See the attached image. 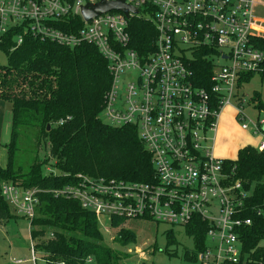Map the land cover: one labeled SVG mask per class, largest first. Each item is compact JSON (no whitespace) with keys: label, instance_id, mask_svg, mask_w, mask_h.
Returning <instances> with one entry per match:
<instances>
[{"label":"built area","instance_id":"2783aa9c","mask_svg":"<svg viewBox=\"0 0 264 264\" xmlns=\"http://www.w3.org/2000/svg\"><path fill=\"white\" fill-rule=\"evenodd\" d=\"M102 1L119 0H0V44L14 33L11 50L26 35L97 50L111 77L100 119L115 128L135 127L150 155L154 173L148 182L78 174L54 193L111 224L152 220L184 230L202 224L205 241L196 261L239 264V231L252 223L244 217L249 194L240 181H229L214 148L220 117L231 109L241 131L257 140L252 148L264 153V108L242 92L245 78L264 73V28L258 23L264 21V0H124L137 13L109 11L86 19L83 7ZM142 20L152 24L155 36L140 53L131 46L130 29ZM198 59L210 71L205 87L195 84ZM36 194L12 184L1 188L29 231ZM28 253L14 264H66L48 259L32 240Z\"/></svg>","mask_w":264,"mask_h":264},{"label":"trees","instance_id":"16d2710c","mask_svg":"<svg viewBox=\"0 0 264 264\" xmlns=\"http://www.w3.org/2000/svg\"><path fill=\"white\" fill-rule=\"evenodd\" d=\"M130 31L131 46L146 52L155 36L152 24L133 21ZM13 34L0 44L7 59L6 65L0 66V100L10 103L12 114L6 164L0 168V226L19 216L1 195L3 185L37 190L29 236L38 251L66 264H86L88 258L92 264H122L128 256L106 246L94 213L82 208L79 201L54 193L73 184L78 174L132 182L152 179L150 155L136 128H115L100 119L111 84L107 63L90 45L69 49L30 35L11 50ZM261 47L264 49V44ZM206 65L201 59L195 62L199 87L208 84ZM252 97L257 108H264L258 93ZM23 143L30 144L29 153L35 154L27 168L16 158ZM41 150L48 154L43 160L37 157ZM50 162L55 175L44 172ZM223 171L231 183L240 181L249 194L244 217L252 223L239 231V264H264V153L250 146L241 148L234 161L224 160ZM121 220L112 219V225ZM204 231L202 224L185 230L196 251L204 247ZM132 239L124 229L116 237L122 244ZM166 240L168 245L175 244L171 231L166 232ZM187 258L196 260L195 256Z\"/></svg>","mask_w":264,"mask_h":264},{"label":"rangeland","instance_id":"374dc122","mask_svg":"<svg viewBox=\"0 0 264 264\" xmlns=\"http://www.w3.org/2000/svg\"><path fill=\"white\" fill-rule=\"evenodd\" d=\"M258 23L264 28V21ZM262 36L264 37V32ZM6 63V56L0 52V66ZM242 92L248 96L258 93L261 103L264 104V76L254 74L248 83L242 85ZM255 104L257 105L256 102ZM11 115L10 103L0 100V168L6 164V148L11 134ZM232 118L231 109L224 111L220 117L214 155L222 160L234 161L240 148L257 146V140L241 131ZM101 121L104 124L108 123L104 117H101ZM29 151L30 144L23 143L16 155L17 161L19 160L24 168H27L35 157V154ZM39 152L37 157L40 160L48 155L42 150ZM52 163L44 166V172L55 175V169L50 166ZM97 225L106 246L116 252H124L128 256L122 264H199L196 260L187 258V256L197 255L198 252L195 250L193 240L185 234L182 227H171L152 220L126 219L121 220L117 225H112L105 218L97 219ZM28 226L29 223L21 216L16 219L11 218L0 226V264H14L16 259L29 256L28 247L31 238ZM121 229L129 231L133 236V239L126 244L116 241ZM167 231H171L175 244H167ZM261 245L264 246V242ZM139 250L145 259H141Z\"/></svg>","mask_w":264,"mask_h":264},{"label":"water","instance_id":"95a60500","mask_svg":"<svg viewBox=\"0 0 264 264\" xmlns=\"http://www.w3.org/2000/svg\"><path fill=\"white\" fill-rule=\"evenodd\" d=\"M82 11L86 19L109 11H120L125 15H127L129 12L137 13V10L125 4L124 0L111 3L102 1L92 6L83 7ZM47 129H49V126H47Z\"/></svg>","mask_w":264,"mask_h":264},{"label":"crops","instance_id":"0c3cea01","mask_svg":"<svg viewBox=\"0 0 264 264\" xmlns=\"http://www.w3.org/2000/svg\"><path fill=\"white\" fill-rule=\"evenodd\" d=\"M232 119H233V118H232ZM242 148H243V147H242ZM240 149H241V148H240ZM240 149H239V150H240ZM4 167H5V166H4ZM4 167H2V168H4Z\"/></svg>","mask_w":264,"mask_h":264}]
</instances>
